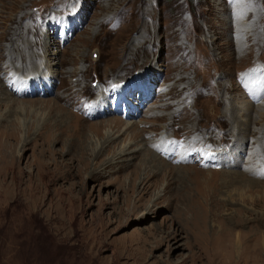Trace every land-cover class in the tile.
<instances>
[{"label": "rangeland", "instance_id": "374dc122", "mask_svg": "<svg viewBox=\"0 0 264 264\" xmlns=\"http://www.w3.org/2000/svg\"><path fill=\"white\" fill-rule=\"evenodd\" d=\"M44 252L264 264V0H0V264Z\"/></svg>", "mask_w": 264, "mask_h": 264}, {"label": "bare ground", "instance_id": "6f19581e", "mask_svg": "<svg viewBox=\"0 0 264 264\" xmlns=\"http://www.w3.org/2000/svg\"><path fill=\"white\" fill-rule=\"evenodd\" d=\"M41 77V79H39ZM43 77H45V76H35V78H33L36 82L34 83V84H40V83H42V82H46V81H48V80H44V79H42ZM10 79H11V81H8L9 82V84H11V86L12 85H14V84H18V86H21L20 88H23V86H27V84H24V82L25 81H21V76H18V79H17V77H16V75H11L10 76ZM134 82V80L132 81V83ZM132 83H130V84H128V85H130V87H126L127 89H128V92L129 91H133L134 92V90L133 89H130L132 86H134V85H131ZM124 85H126V84H123V85H121V86H124ZM27 87H29V86H27ZM144 89V88H143ZM19 90V89H18ZM110 90V89H109ZM108 90V91H109ZM124 92L125 91H123L122 93L124 94ZM110 93H111V90H110ZM118 93V92H117ZM135 93V92H134ZM104 95V94H103ZM101 96V95H100ZM96 105L94 106V110H93V112H96V108H97V105H98V103H99V101L98 100H96L95 99V102H94ZM83 110V109H82ZM84 111V110H83ZM59 124H64V125H67L66 124V122L65 121H63V122H59ZM55 125V124H54ZM57 125V124H56ZM60 126V125H59ZM55 128V127H54ZM53 128V129H54ZM94 128V127H93ZM56 133V132H55ZM162 136V135H161ZM163 138V137H162ZM165 141V143L163 144V145H165L166 144V142H169L170 140L168 139V140H164ZM183 142V139H177L176 140V142H172L171 141V143L167 146V148L166 149H164V152H165V154L164 155H167L168 157H170V155L169 154H172V156H174V153L176 152L177 153V147L180 149V148H182L183 149V155L182 154H180L179 153V158H178V161H179V159H181L182 161H188L189 159H187V158H189V157H191L193 154H192V152L190 151V150H188L187 149V147H186V144L185 145H182L181 143ZM107 148V147H106ZM163 148V147H162ZM130 149V148H129ZM162 150V149H161ZM160 150V151H161ZM129 151V150H128ZM159 151V152H160ZM102 152V151H101ZM123 152V151H122ZM125 153V152H124ZM124 153H122V154H124ZM162 153V152H161ZM128 154V153H127ZM185 154V155H184ZM130 155V154H129ZM151 155V157H149ZM152 155H154V156H152ZM88 156V155H87ZM127 156V155H126ZM147 156L151 159L152 157H154L155 159L156 158H158L157 156H155V154H153V153H150V152H147ZM89 157V156H88ZM122 157V156H121ZM154 158H152L153 160H155ZM122 159H124V158H122ZM151 159V160H152ZM158 159H160V160H162L163 162L165 161L164 160V158H158ZM117 160V159H116ZM81 162V161H80ZM80 165V164H79ZM88 168H90V167H88ZM82 169H83V167H82ZM161 171V170H160ZM234 175H236V174H234ZM157 176H156V171H154V169L153 170H150L149 172H147L146 173V175H145V177H144V179H143V181L140 183V185L138 186V188L140 189V191H142V192H147V191H149L151 188H153L154 187V185H155V183H156V178ZM250 181V180H249ZM253 181V180H252ZM256 183H258L257 181H256ZM139 193V192H138Z\"/></svg>", "mask_w": 264, "mask_h": 264}, {"label": "trees", "instance_id": "16d2710c", "mask_svg": "<svg viewBox=\"0 0 264 264\" xmlns=\"http://www.w3.org/2000/svg\"><path fill=\"white\" fill-rule=\"evenodd\" d=\"M41 261L38 264H50L49 262H51V259L48 257V255H45V252L43 253V258L40 259Z\"/></svg>", "mask_w": 264, "mask_h": 264}]
</instances>
